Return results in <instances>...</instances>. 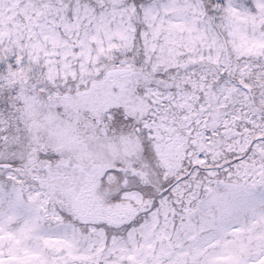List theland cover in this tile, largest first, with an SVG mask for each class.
Masks as SVG:
<instances>
[{"label": "snow or ice", "instance_id": "6c2138e0", "mask_svg": "<svg viewBox=\"0 0 264 264\" xmlns=\"http://www.w3.org/2000/svg\"><path fill=\"white\" fill-rule=\"evenodd\" d=\"M0 264H264V0H0Z\"/></svg>", "mask_w": 264, "mask_h": 264}]
</instances>
